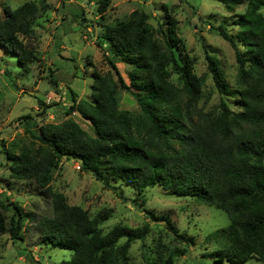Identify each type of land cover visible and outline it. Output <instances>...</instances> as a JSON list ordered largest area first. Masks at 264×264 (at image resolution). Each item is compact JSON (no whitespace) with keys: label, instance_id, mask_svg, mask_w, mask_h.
Returning <instances> with one entry per match:
<instances>
[{"label":"trees","instance_id":"1","mask_svg":"<svg viewBox=\"0 0 264 264\" xmlns=\"http://www.w3.org/2000/svg\"><path fill=\"white\" fill-rule=\"evenodd\" d=\"M110 2L98 1L99 19ZM218 2L228 12L244 6L233 18L235 35L223 24L210 27L234 53V89L209 52L207 73L194 72V59L181 53L185 46L173 9L163 6L164 20L156 28L138 10L102 26L98 43L108 47L110 56L103 53V59L109 71L91 73L86 98L77 99L69 92L71 103L64 122L36 125L30 115L19 118L31 141L17 151L5 152L9 176L33 182L50 199L51 216L29 214L27 218L43 244L71 252L70 260L59 264H126L131 246L144 242L150 232L149 224L104 230L108 214L91 217L81 207L69 205L63 194L53 192V172L63 159L78 163L81 173L106 189L131 187L139 195V208L144 206L143 193L154 186L215 207L229 220L218 231L226 235L227 244L212 255L217 264H246L251 259L264 264V0ZM40 10L37 2H27L14 10L5 8V17L0 18V50L15 57L25 72L36 61L25 40L33 35ZM5 62L0 57V63ZM118 64L128 68L127 81ZM171 75H177L178 84L170 80ZM208 75L215 91L233 100L235 110L223 98L212 110L199 106ZM120 92L132 96L137 113L120 110ZM38 104L45 118L50 106L40 100ZM72 115L88 122L92 133ZM7 206L0 201V236L8 234L11 241H21L22 212L12 205L16 212L7 220ZM144 213L147 220L163 223L175 239L189 242L169 217ZM157 255L155 264H177L175 252Z\"/></svg>","mask_w":264,"mask_h":264},{"label":"rangeland","instance_id":"2","mask_svg":"<svg viewBox=\"0 0 264 264\" xmlns=\"http://www.w3.org/2000/svg\"><path fill=\"white\" fill-rule=\"evenodd\" d=\"M98 1L0 0L1 19L5 17V8L14 10L27 2H37L42 12L35 21L33 35L25 40L36 55L29 72L21 69L15 57L5 56L0 50V57L7 61L0 63V201L8 205L4 212L7 220L16 212L12 205L19 208L23 215L21 241H11L8 234L0 236V264H59L71 258V252L41 241L35 224L27 215L51 216L50 199L33 182L10 178L5 152L17 151L31 141L25 122H19L20 117L30 115L36 125L64 122L67 119L65 110L71 103L69 92H74L77 99L86 98L90 95L91 73L105 74L109 71L103 59V53L110 56L108 47L98 43L103 33L102 26L124 20L138 10L145 12L156 28L164 20L162 7L172 8L178 36L185 46V53L180 46L181 53L194 59V72L197 75L207 73L206 52H209L219 62L229 87L235 88L234 53L210 27L223 24L228 32L235 35L237 31L233 18L243 12L244 6L228 12L218 0H111L103 18L99 19ZM117 67L125 77L128 68L121 64ZM5 68L8 69V76ZM170 80L178 84L177 75H171ZM203 93L204 99L199 106L205 111L217 107L221 98L236 109L232 99L221 97L215 91L209 75ZM119 96L120 110L138 112L129 93L120 92ZM38 100L50 106L45 110V118L41 115L44 109L39 106ZM70 118L92 133L91 126L80 116L72 115ZM30 129L35 131L34 125ZM50 189L63 194L69 205L81 207L91 217L108 214L109 219L102 225L104 230L115 226L140 228L149 224L150 232L146 240L131 246L126 264H155L158 253L167 256L168 252L177 253V264H217L212 255L227 244L226 235L218 232L229 224L225 213L212 206L198 205L193 199L172 195L159 186L148 188L143 193L144 206L139 208V195L131 187L123 185L115 190L106 189L90 175L81 173L78 163L63 159L53 172ZM144 211L169 217L189 242L175 239L163 223L147 220ZM246 264L263 263L251 259Z\"/></svg>","mask_w":264,"mask_h":264},{"label":"water","instance_id":"3","mask_svg":"<svg viewBox=\"0 0 264 264\" xmlns=\"http://www.w3.org/2000/svg\"><path fill=\"white\" fill-rule=\"evenodd\" d=\"M196 20H197V22L199 23V17H197V19H196Z\"/></svg>","mask_w":264,"mask_h":264},{"label":"crops","instance_id":"4","mask_svg":"<svg viewBox=\"0 0 264 264\" xmlns=\"http://www.w3.org/2000/svg\"><path fill=\"white\" fill-rule=\"evenodd\" d=\"M122 65V64H121Z\"/></svg>","mask_w":264,"mask_h":264}]
</instances>
